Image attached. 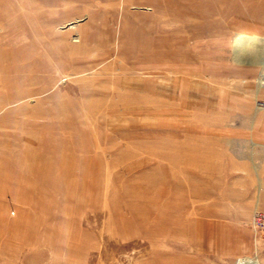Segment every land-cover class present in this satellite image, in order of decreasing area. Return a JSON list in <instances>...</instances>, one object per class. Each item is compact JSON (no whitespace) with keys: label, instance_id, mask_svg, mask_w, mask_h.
Segmentation results:
<instances>
[{"label":"rangeland","instance_id":"374dc122","mask_svg":"<svg viewBox=\"0 0 264 264\" xmlns=\"http://www.w3.org/2000/svg\"><path fill=\"white\" fill-rule=\"evenodd\" d=\"M250 3L0 0V264H264Z\"/></svg>","mask_w":264,"mask_h":264},{"label":"crops","instance_id":"0c3cea01","mask_svg":"<svg viewBox=\"0 0 264 264\" xmlns=\"http://www.w3.org/2000/svg\"><path fill=\"white\" fill-rule=\"evenodd\" d=\"M254 119H260L258 121L260 124H262L260 125L261 130H230V132L226 134H215L213 135L214 138L219 137L221 139L223 138L225 140H229L228 142L231 145L228 146V148H218L216 146L214 147V150L217 151L218 149H220L222 150V154L227 151L226 153L229 157H227L226 160H223L224 166H227L225 167L226 170L244 171V174H239L236 177L240 175L247 178L250 177V173L253 169L252 165H256V167L259 168L263 183L257 195H260L264 202V116H262L261 118L246 116V118H244L242 122L247 123L246 128H250L251 125L249 124L253 123ZM217 161L218 159L214 162L216 163ZM219 161L222 164V160L220 159ZM224 185L230 186L226 183Z\"/></svg>","mask_w":264,"mask_h":264},{"label":"bare ground","instance_id":"6f19581e","mask_svg":"<svg viewBox=\"0 0 264 264\" xmlns=\"http://www.w3.org/2000/svg\"><path fill=\"white\" fill-rule=\"evenodd\" d=\"M234 1V0H233ZM242 1V0H240ZM244 1V0H243ZM246 1V0H245ZM251 3L249 6L242 10L240 7L234 6L232 8V11L235 13H239L238 17H240L239 22L233 21L236 25H240V30L244 31H253L257 33H261L264 31V1L263 0H249ZM247 3V2H245ZM235 26V25H234ZM264 34V32H263ZM238 40V44H237ZM236 42V44H235ZM234 46L236 47L235 52H233L232 57L234 58L235 53L239 52L237 51L239 48L242 51H249L252 48H256V55L257 58L260 60V62H263L264 59V39H261V41H256L252 39L242 40L239 36L234 39ZM251 48V49H250ZM243 53V52H240ZM245 54V53H244ZM240 56V55H238ZM252 55H250L251 57ZM231 57V58H232ZM256 59V60H258ZM261 68V67H260ZM233 69V68H232ZM240 70V69H239ZM235 71V70H234ZM217 75V74H216ZM259 81L264 80V71L259 74ZM246 259V258H244ZM244 259L240 260L243 261ZM245 262V261H243ZM251 264H254L252 262Z\"/></svg>","mask_w":264,"mask_h":264},{"label":"built area","instance_id":"2783aa9c","mask_svg":"<svg viewBox=\"0 0 264 264\" xmlns=\"http://www.w3.org/2000/svg\"><path fill=\"white\" fill-rule=\"evenodd\" d=\"M250 224L255 229L264 227V210H255L250 215Z\"/></svg>","mask_w":264,"mask_h":264}]
</instances>
